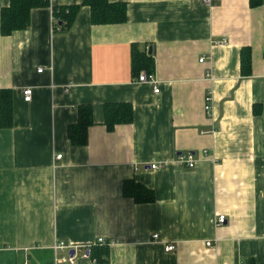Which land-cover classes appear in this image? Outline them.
<instances>
[{"label": "crops", "instance_id": "1", "mask_svg": "<svg viewBox=\"0 0 264 264\" xmlns=\"http://www.w3.org/2000/svg\"><path fill=\"white\" fill-rule=\"evenodd\" d=\"M80 1L49 0L25 28L0 32V88L12 91V124L0 127V264H54L58 240L89 250L72 264H264V0H112L126 2L124 21L92 23L82 4L67 30L55 27L51 5ZM134 51L150 54L158 91L138 81L151 71ZM111 101H129L132 120L108 127ZM81 103L93 123L72 144ZM187 150L193 167L177 159ZM127 179L153 200L124 194ZM94 245H106L104 259Z\"/></svg>", "mask_w": 264, "mask_h": 264}, {"label": "trees", "instance_id": "2", "mask_svg": "<svg viewBox=\"0 0 264 264\" xmlns=\"http://www.w3.org/2000/svg\"><path fill=\"white\" fill-rule=\"evenodd\" d=\"M251 4H258L260 0H251ZM49 0H9L7 5L0 10V32L8 34L15 29L25 28L30 20V10L35 6L48 5ZM87 4L90 7L92 23L120 22L126 18V2L112 0H81L78 3L53 4L52 14L57 20L55 27L67 30L74 21L80 5ZM60 21V22H59ZM133 62L147 66L152 71L149 55H139L133 52ZM241 60L247 67L250 63L248 48H243ZM152 61V60H151ZM150 63V64H149ZM78 118L69 124L68 137L72 144H84L87 141V130L93 123L92 107L89 103H81L77 107ZM105 122L112 127L118 122H130L133 116L132 105L129 101H111L104 105ZM12 124V91L9 88H0V127H8ZM123 192L133 197L136 201H151L154 192L151 188L134 179H127L123 184ZM107 251L106 245H94L91 247V255L96 259H104Z\"/></svg>", "mask_w": 264, "mask_h": 264}, {"label": "built area", "instance_id": "3", "mask_svg": "<svg viewBox=\"0 0 264 264\" xmlns=\"http://www.w3.org/2000/svg\"><path fill=\"white\" fill-rule=\"evenodd\" d=\"M203 1L206 3H212L213 0H203ZM222 42H226V39L223 38ZM202 59H203V57H200V60H202ZM38 70L40 71L41 68H39ZM138 81L151 83L153 85L154 91L159 90L158 83H157L158 81H157L156 76L154 75V73L152 71L151 72L142 71L141 73H139ZM22 94H23V99L25 101H28L32 95V87H30V86L24 87L22 89ZM210 100H211L210 94L208 92H206L205 96H204V109L206 111H208L211 107ZM204 152H206V151H204ZM60 156H61V153L56 154V157H60ZM177 159L181 163L186 165L187 167H193L197 161V156H196V153L194 151L187 150V151H183V152L178 153ZM165 161L166 160L163 158L151 161L149 164V168L160 167V166L164 165ZM225 219H226L225 214L219 213L216 217V223L220 224V223L224 222ZM158 236H159V234L157 232H154L152 234V237H154V238H157ZM97 242L107 243L106 239L102 236H99L97 238ZM206 243L209 244L210 241H206ZM175 247H176V245L173 242H165L164 243V248L166 250H172V249H175ZM53 248H54L55 252L57 250H61V251L65 250V254H62L60 256H57V255L54 256V264H72L77 260V258L80 255H83V256L88 255L84 251L83 252L79 251L78 245H75L74 243H70V242L64 241V240L56 241L53 245ZM71 248L74 249V252L72 254L70 253Z\"/></svg>", "mask_w": 264, "mask_h": 264}, {"label": "water", "instance_id": "4", "mask_svg": "<svg viewBox=\"0 0 264 264\" xmlns=\"http://www.w3.org/2000/svg\"><path fill=\"white\" fill-rule=\"evenodd\" d=\"M59 22H60V21H59ZM148 52H149V53L151 52V47H149ZM73 252H74V249L71 248V249H70V253L72 254ZM86 253H87V254L89 253V250H88V249L86 250Z\"/></svg>", "mask_w": 264, "mask_h": 264}, {"label": "rangeland", "instance_id": "5", "mask_svg": "<svg viewBox=\"0 0 264 264\" xmlns=\"http://www.w3.org/2000/svg\"><path fill=\"white\" fill-rule=\"evenodd\" d=\"M56 22H57V20H56Z\"/></svg>", "mask_w": 264, "mask_h": 264}]
</instances>
